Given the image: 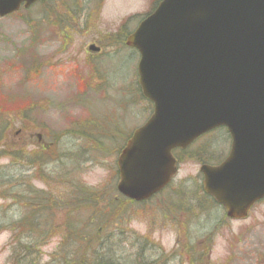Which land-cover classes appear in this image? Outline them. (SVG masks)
<instances>
[{
	"label": "rangeland",
	"instance_id": "rangeland-1",
	"mask_svg": "<svg viewBox=\"0 0 264 264\" xmlns=\"http://www.w3.org/2000/svg\"><path fill=\"white\" fill-rule=\"evenodd\" d=\"M155 1L102 0L95 6L97 0H55L52 5H35L0 18V108L7 110L3 112L7 127L3 144L22 148L17 160L0 157V264L10 263L15 244L9 227L23 216L27 219L29 213L24 204L14 201L16 194L28 198L43 191L55 204L46 214H34L31 219L41 220L48 215L49 224L54 226L49 230L47 222H38L37 264L59 262L64 236L57 227H62L69 219L66 213L72 212L58 203L59 194L65 196L82 183L106 198L117 195L118 148L152 111L151 104L133 92L138 55L134 49L117 43L123 37L119 30L125 24L127 33L133 31ZM49 10L54 13L53 23H39L42 15L52 21ZM87 14L90 19H85ZM70 26L71 46L62 56H54L55 39L65 35L63 27L70 30ZM94 40L102 47V54L96 58L105 76L100 89L82 86L85 82L91 84L85 49ZM80 128L93 136H78ZM54 132L59 136L57 153L63 167L59 173L69 171L70 184L59 180L53 184L50 173L42 172L41 176L22 179L23 174L27 175L23 173L25 166L31 163V150H38L35 134L51 139ZM228 144L222 129L203 135L188 152L180 153L182 161L169 189L145 203L118 205V218H122L118 229L145 236L157 249L161 247L169 260L162 257L160 264H188L195 259L189 251L202 250L207 264H264V201L255 205L245 219L230 220L220 207L199 195L200 163L195 156L220 162ZM189 151H193L194 158H187ZM75 152L81 157L88 154V160L73 166ZM105 197L99 198L93 209L75 210L80 224L90 222L94 216L97 223L93 221V225L103 224V213L115 208L113 204L104 205ZM31 222L24 220L23 225L28 228ZM44 224L46 232L42 230ZM70 248L67 244L63 249ZM154 252H147L148 259L156 255Z\"/></svg>",
	"mask_w": 264,
	"mask_h": 264
},
{
	"label": "water",
	"instance_id": "water-1",
	"mask_svg": "<svg viewBox=\"0 0 264 264\" xmlns=\"http://www.w3.org/2000/svg\"><path fill=\"white\" fill-rule=\"evenodd\" d=\"M35 1L0 0V16ZM125 45L153 113L117 158L119 194L150 198L176 171L172 149L224 126L231 150L200 167L204 191L245 217L264 196V0H161Z\"/></svg>",
	"mask_w": 264,
	"mask_h": 264
},
{
	"label": "trees",
	"instance_id": "trees-1",
	"mask_svg": "<svg viewBox=\"0 0 264 264\" xmlns=\"http://www.w3.org/2000/svg\"><path fill=\"white\" fill-rule=\"evenodd\" d=\"M48 12L53 15V10H49L47 13ZM50 14L49 17H51ZM47 21H49V19ZM57 23H59V21H57ZM119 31V35L123 37L127 36L128 34L125 24L121 25ZM123 37L118 38L117 43H120V46L124 42ZM133 92L138 93L141 98H144L138 86L135 87V91L133 89ZM6 111V109L0 108V157L6 156L17 160V158L21 155L22 148L19 146L10 148L6 143L3 144L7 130L3 112ZM79 131L80 135L78 136L90 137L94 134L93 133L90 135L85 129L82 128H80L78 132ZM78 136L76 135V137ZM120 149L121 146L118 148V151H120ZM192 152L193 151H189L187 156L188 159L194 158ZM88 158V154H85V156L81 157V154H77L75 152L73 166L79 165V163L88 160ZM67 159L69 158L67 157ZM195 159L198 162H210V160L205 157L195 156ZM179 160L182 161L181 158ZM63 163L66 164L65 162ZM58 165V180L62 184H70L71 180L68 179L71 177V173L64 170L63 175H60L61 173L59 172L63 168L60 165V159L58 161ZM77 185L78 184H76L75 188L72 187V190H70L65 196H60V194L58 195V203L61 206L66 205L65 207L67 210L72 212H69V214L66 213L67 217L69 216V219H67L62 224V227H57L58 229H62V235L64 236V245L62 242L63 246L59 248L60 251L58 253L60 258L57 264H160L162 257L165 261L169 260L168 255L165 256L162 254L164 252L161 247L160 249H157L152 245V242H150L147 237L141 235L136 236V234L130 230L118 229V223L122 221V218H118V215L120 214L118 213V205L126 203L131 204L129 200L121 198L118 196V193L117 195L114 193L115 196L113 198L109 199L107 197V199L104 193L99 192L96 189L88 188L82 183L79 186ZM47 186L49 187L50 184H47ZM42 192L43 191L35 192L31 197L28 198H25V196L19 198V194H16L17 200L14 201L18 202V204H24V209L28 210L29 213L27 214V219L23 216L19 220L12 222L11 227H9L13 234L12 240H14L15 244H13L11 247L10 263L8 264H37L39 261V258L37 257L39 251L38 240L36 239L39 238V235L35 236V232L38 230V222L40 223L45 221L49 224L51 221L48 215L47 217H43V219L41 218V220L34 218L31 222V219L33 218L34 214H46L47 211L51 209V206L52 208L55 206L54 202L51 200L52 197L50 198L48 197L49 195H43ZM102 196L106 199L104 200L106 201L104 202V205L112 207L113 204L115 206L114 210H106L103 213V217L100 218V221L104 219L103 224H100L97 227L93 225V221L97 223L95 220L96 216L90 218V222L86 220L80 224L78 221L80 218H77L76 216L78 212H75V210L83 208L85 210L93 209L95 206H97L99 198L101 199ZM46 197H48V200ZM106 216H111V219L107 220ZM24 220H26L27 223L29 221L31 222L28 228H25L23 225ZM52 226L53 225H51L49 230L52 229ZM42 230L43 232L47 231L46 224H44V228ZM67 244L70 245L72 250H70L71 248L63 249L65 246H67ZM126 246H129L131 250H127L128 248H126ZM148 251H155L154 253H156V255L148 259L146 256ZM189 252L195 256V259L194 261H189L188 264H207V259L205 254H203L204 250L199 252ZM189 252L187 251L188 254Z\"/></svg>",
	"mask_w": 264,
	"mask_h": 264
},
{
	"label": "flooded vegetation",
	"instance_id": "flooded-vegetation-1",
	"mask_svg": "<svg viewBox=\"0 0 264 264\" xmlns=\"http://www.w3.org/2000/svg\"><path fill=\"white\" fill-rule=\"evenodd\" d=\"M55 0H39L36 4L37 5H47L49 3H51L50 5L54 4ZM92 1H96V0H92ZM102 4V0H97L95 6H98ZM93 9V8H92ZM96 9V8H95ZM54 13L53 15L50 17L52 19L47 21L48 18H44L43 15L41 17V21L39 23L45 24V23H53L54 20ZM91 16H87L85 17V19H90ZM72 26H74V24L72 23ZM72 26H70V30H68L66 27H63L65 30V35H62L60 37H57L55 39V43H56V51L54 56H62V54L64 52H67L69 47L71 46L70 44V40L71 37L69 36V34H71L70 32H73V28ZM64 34V33H62ZM87 47L90 45H94V49L93 52H88L85 49V54L88 57L87 60V64L89 67V78H90V82L91 84H88L87 82L83 83L82 86H85L87 88H93L94 86H96L97 88L100 89V87L103 86V78L102 76H104L103 74V70H102V64L100 61L97 62V57H99L102 54V47L99 44V41H89L87 44ZM86 47V48H87ZM100 63V64H98ZM105 77V76H104ZM81 86V85H80ZM47 134V133H45ZM52 137L47 138L44 134L41 133H37L35 134L38 144V147H36L38 150H31L33 152L30 153V164L27 166H25V170L23 173L27 174V175H22V179L23 178H27L30 176H36L38 174H40L41 176V172L42 173H50L53 184L55 183V181L58 180V171H59V165H58V161H59V154L57 153L58 150V139L59 136L58 134H56L54 132L50 134ZM32 135V133H30L29 137H31L30 139H33V137H35ZM45 138V140L43 141V139ZM231 148V139H229V150ZM47 156V158H46ZM39 159L42 161V165H39ZM39 176V175H38ZM201 192L203 193V187L200 188ZM204 194V193H203ZM205 195V194H204ZM206 196V195H205ZM57 197V195H56ZM57 199V198H56ZM209 200H212L211 198H209ZM264 200V199H263ZM263 200L261 202H263Z\"/></svg>",
	"mask_w": 264,
	"mask_h": 264
}]
</instances>
